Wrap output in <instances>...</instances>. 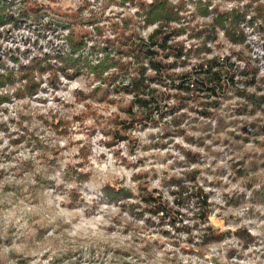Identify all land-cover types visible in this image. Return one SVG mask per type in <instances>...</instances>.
Masks as SVG:
<instances>
[{
  "label": "rangeland",
  "instance_id": "374dc122",
  "mask_svg": "<svg viewBox=\"0 0 264 264\" xmlns=\"http://www.w3.org/2000/svg\"><path fill=\"white\" fill-rule=\"evenodd\" d=\"M182 1L183 3H181L180 6L183 5L184 9L179 11V16L182 22L179 24L177 23L175 25L177 27L182 26V28H186V33L180 35V37L187 36L188 39L183 41L179 40V37L177 42L183 43L182 45H184L187 50H192L194 53L199 49L198 47L201 46L202 39L197 37L193 39L190 37L191 30L187 27L190 25V23L188 22L187 24L186 22L190 20H195V18L194 16L185 17L181 15V13L187 12V7L184 4V0ZM111 2L113 4H117V6L119 7H127L130 4L128 2L123 4V0H111ZM187 2L194 5L199 3L200 1L187 0ZM201 2L205 3V0H201ZM97 3H99V0H97ZM254 3H258V0H256ZM6 4L7 5L5 6V8L0 10V29H3V31H0V39L5 40L6 42H11L13 44H23L25 47L31 45V47L26 48V50L22 52L20 48L5 50L2 46H0V73H8L10 77L9 82L0 86V89L13 88L17 84H19L21 85V87L14 94L15 99H29L34 103L47 104L46 100L36 98L41 92H43L45 95H47L50 90H52L53 92H67L68 88L70 87V84L65 85L61 82L60 76H63L69 81L80 79L82 88L85 91H89L84 92L77 90V92L73 93V95L76 96L78 102L81 99H93L98 103L120 105L121 115H117L114 119L105 121L102 127L99 129L103 132L104 135L111 137V139L108 141H100L99 147L117 149L115 152H113V155L117 157L119 161L123 162L122 164L117 163V168L123 166L126 167L128 170H132L134 167L145 166L148 163L149 158L145 157L140 159L137 164L133 165L130 161L121 156V153L124 151H127L129 156H136L140 152L149 151L153 148L166 149L168 145L163 143L164 140H170L171 138H175L176 136H185L187 143H191L198 147L206 148V151L209 153V155H216L218 159L226 160L227 156L229 155L235 156L237 158L234 161H230L226 167L218 169L217 173H213L212 169L205 170V175L208 174L227 176L229 175V173H231L229 179L232 183H236L237 181L243 179L245 183L242 185V187L251 190L250 197L248 196L247 191L241 193L239 190L233 191L231 193L220 192V194L218 195L216 191L210 192L205 191V189H223L229 187L230 185L223 184L222 179H216L210 182L206 178H204V175H201V172L199 170L184 171L180 176H176L179 178H185L186 174L189 172L196 173L197 185L206 194H208V203L209 208L211 210L208 216L209 224L211 223L210 217L212 214L215 213L217 208H219L223 213L227 212L229 208L238 209L245 204H251L254 206L251 211L246 213L245 218H259L261 220H264V216H261L259 212L255 211L256 206H264V200L261 198V195H259V193L264 188V176L257 175L258 172L264 169V151L253 150L252 152L247 153L243 151L244 146L249 143L255 144L257 147L264 149V142H261L257 139L260 136H264L263 134H260L258 130V127L260 125H264L263 110H258L257 112H255L254 115H250L251 108H248L246 111H244L242 108L249 102L243 98L237 97L234 92H229L224 99L217 100V102L213 103L211 102V99H207L203 94L204 96L200 102L207 104L212 103V108H210L211 106L204 108L201 104L200 106L191 110V108H188L186 106L184 110L177 112L174 117H169L168 119L161 122L159 125L141 126L140 124H135L134 128L125 134L124 139L116 140L111 135L112 133L118 130L115 127V121L126 119L124 111L125 109L130 107L131 101L125 102L122 97V94L123 96L127 95H125L124 92H113L112 86L122 87L125 85L127 80L119 79L116 84H111V86H108V84H105L103 81L118 70L108 69L99 74H97L95 71L82 70L80 74L77 75L74 74V72H72L71 70H69V76L63 74L62 72H57L56 77H53L51 70L46 69L44 72L41 71L39 67L43 65L44 68L42 69H45L46 66L49 69L53 68L54 70H58L59 67L62 66V64L57 63V60L54 59L57 55H59L61 58L65 55H73L74 58L79 57L91 66H100L102 62H104L108 58V56H114L112 48L108 47L106 43V41L116 40V36L113 33L112 29L113 25H121L123 23V20L127 17H132L135 21L141 22L142 17H140L139 11L135 13L134 16H124L123 14H118V17H105L102 13H97L94 9L89 11L91 9V5L90 3H88V0H82V3L75 10L63 12L51 7L45 8L44 6L35 3V0H32V3L30 5L26 2V0H7ZM130 5L134 7L132 4ZM106 10L107 9L105 8L104 11ZM86 11L89 12L87 16L84 15ZM245 11L251 13L253 11L252 4L247 5L240 12L244 13ZM5 14L9 15V18H1V16ZM193 14H195V17L198 15L196 13ZM69 16H78V18L82 19L83 22H79L77 24H70L65 18ZM211 17L213 18V16L211 15L206 20L203 19L204 22H209ZM257 19L264 20V15L254 16L251 21H248L246 19L240 25V29L242 30L243 35L245 36V41L243 42V44H235L233 41L228 39L226 35L223 39H221L220 35L218 34L217 39L215 41H211L208 43V47L211 49L209 52H201L200 54L198 50V53L200 54L199 56L202 59H212L215 57L222 59L228 57L230 59V62L235 64L234 71L237 73L245 71L247 67L254 69V71L257 73L256 87H259V90H255L258 95H261L260 93H264V77H260L259 74L262 70H264V55L256 53L255 48H260L261 50H264V24L257 25ZM105 22H107V27H101V24ZM144 25L145 23L142 21V26ZM248 28H254L255 31L247 33ZM145 30L146 28H139V31L141 33ZM72 31L73 35H75L74 39L76 38L77 40H84V45L82 46V49H79L77 52L74 53L70 42V36L72 35ZM64 32H68V35L65 36ZM25 33H28L29 35H25ZM257 34H259L261 37L260 41L258 42L251 40V37ZM97 44L101 46V48H104L107 45L108 48L106 50L101 51L99 50V47H97ZM46 48L48 49V51H45ZM254 57L257 58L254 59ZM22 59L29 60L30 63L27 65L22 64ZM189 59V62L194 64L197 62L198 57H196L194 54H191ZM53 61H55L56 63H53ZM9 62L11 63V65H18L19 67H11L9 65ZM186 69H191L190 65H187L184 68L179 67L178 69H176V74L182 73L184 72V70L189 71ZM49 73L51 75L49 76V79L45 81L43 77ZM105 73H109V75L105 76ZM38 76L40 77V79H37ZM238 78L239 75L237 76L236 80L242 81ZM97 81L99 82V86L93 88L92 85ZM45 83L48 84V88L43 87ZM32 84H34L35 86V92H33V94H29L27 93V88L31 87ZM240 86L241 88L243 87V85ZM95 91L97 92V94L95 93ZM106 91L110 93H106ZM160 91L162 93L168 92L170 96L175 93L172 90L170 91L169 88H163ZM101 92L106 94L103 95V97L99 96V93ZM109 96H118L122 98L119 101L109 100ZM0 97H7V99H5L2 103L13 102L12 96L5 95ZM171 101H175V99L171 98ZM56 103H63V101L57 98ZM213 104L216 105V108H213ZM170 105H173V103H170ZM69 107H71V105H69ZM28 108H30V105L25 106V111H28ZM207 108L209 115H201L200 113L206 111ZM0 111H3L5 115L8 114V110L6 109H0ZM189 113H191V115H189ZM20 118L21 122L17 126L21 128V132L14 134L18 136L19 139L12 140L11 143L16 147H19V144L21 143H25L28 148L32 149L33 154L36 151H40L41 155L39 157H36L35 159H32L30 157L27 160L16 161L18 167L12 169V172L17 173V179H22L26 174H31V180H35L36 183H32L31 181H29L18 188H6L5 191H16L17 195L21 196V198L28 197V200L26 202L35 203L38 205H46L49 200L54 198L51 192L49 191L50 189H56V193L58 194H64V191H66L63 186L61 188H57L55 180L51 179V177L55 176L56 172L61 171L62 168L66 167V169L71 170L70 172L72 173V176H70V180L77 181L80 190H82L83 192H88L90 194L92 192H95L96 194L100 193L102 184L100 181L94 178L92 173L78 172L79 167L88 166V157H94L100 163L107 162L106 155L96 157V154L92 151L93 145L91 144V139H89V141L86 143L85 149H81V157H77V159H81L82 162L78 165L70 163L65 166L64 161L68 158L61 155V153L66 151L67 149H60L58 146L52 147V141L54 138H49L47 141L37 139L35 135L32 132H29L27 128H24L23 125L25 122H27L29 127H31L32 124L36 123L39 120H42L45 125H50L57 132L58 135H67L68 131L70 132L68 122L64 119L57 120L55 118L51 122H49L43 116L34 117L32 114L24 115L23 113H20ZM175 118L178 119L175 120ZM74 119L76 121H80L82 120V116H75ZM101 119L103 118L101 117ZM61 120L64 121V126L59 127L56 130L53 123L58 124V122ZM10 122L12 124H17L16 120H12ZM165 123H167L168 126ZM184 124L188 125V130L201 132V136H187V130L181 128V125ZM150 127L161 129L160 133L155 134L154 136L150 135L147 138L148 140L153 141V143L151 144L147 143L144 139L133 138L131 136L132 131L143 133L147 131ZM0 131L7 133L9 131L7 124H0ZM36 131H40L39 127L36 128ZM88 131L92 132V134L95 135V132L92 129H88ZM41 135H45V133H41ZM221 137L224 138L221 139ZM207 140L213 141V144L215 146L225 147V152L212 153V146H206ZM125 141L128 142L126 147L121 148L120 144ZM0 143H3V141H0ZM177 148H179V146H177ZM6 152L7 150H5L4 153H0V157H3V160H0V162L11 161L14 156L18 155V153L6 155ZM181 152L183 155H185L186 160L184 162H178L177 165H175L174 167L187 169L190 168L192 164L207 163L206 157L201 156L199 153H193L188 150H181ZM238 153L240 155H237ZM151 159L156 158L153 157ZM213 167H215L214 162ZM73 172H76L77 174L73 175ZM140 174H146L147 176L151 175L153 179L159 178L155 173ZM6 175L8 174L5 172H0V180L4 179ZM66 175L67 174L65 171L64 178L66 177ZM78 175H81L82 178H80ZM85 175L86 180H83V177ZM137 175L133 176V182H135L134 179ZM174 176L175 175H169L168 173H165L164 179H170ZM127 179V177H123V180L121 181L120 177H117L115 176V174H113L111 180L109 181L111 183L106 184L102 188V190L107 186L119 187L121 185H123L126 189H133L131 183H126ZM70 180L67 181L70 182ZM44 181H47L48 184L44 183ZM85 183H88L89 186L85 187ZM201 184H203V186H201ZM25 187L28 189L27 192H24ZM163 188L169 193L168 188L164 186ZM217 199H219L222 203H215ZM126 203H128V201H126ZM100 204H107L110 207H115L120 210L119 214L113 217V222L116 223L118 226L124 227L125 230L121 233L122 235H128L130 232H141V229H137L135 227L136 222H138L139 220L137 218H134L126 210L121 208L119 206L120 203L115 204L112 200H109L105 196L100 197V200L97 202L95 208H93L92 206L85 205L84 201L79 199L76 203L71 204V207H69L68 203H66L64 207L68 208L69 211H75L81 207H87L88 211L85 213V215L91 217L96 215V213L99 211ZM183 211L185 212V210ZM125 212H127L132 217V220L128 221L127 223L124 221ZM35 218L38 219L39 217ZM221 218L223 217H218V219ZM223 219H225L226 224L228 222H240V219L234 216H229ZM31 223L32 222L30 221V224ZM57 224L60 225V228H58L57 230V235H59L60 231H62L64 227H68L67 225H64L62 221H57ZM55 227H57V225H51L47 220H44V222L40 225H33V232L28 233L24 237H22L19 243L27 244L29 248L33 247L34 241H42L44 239V235L47 234V231H51ZM252 227H255V225H252ZM105 230L114 232L117 230V228L113 227L111 229ZM25 231L27 232V230ZM158 231H160V228L158 227H149L147 232L155 233ZM51 240L54 244H59V241H56L54 238H51ZM133 241L136 243L142 242L137 238V236L133 237ZM5 242L10 245L12 240L10 238L6 241L0 240V244H3ZM255 242V239L252 238V241L247 245L244 242H241V246L246 249ZM144 243H146V241ZM27 251L28 249L26 248L24 250V255H20L19 257L14 254L13 259H17L19 264H30V260L32 258H24V256L27 254ZM116 251L118 254H121L123 252V250ZM128 254L131 255V251ZM69 255L71 256L73 254L70 253ZM74 255L79 257V259L76 261V264H82L83 256L81 255V253L77 252L74 253ZM236 256V248H229L227 250V259L229 261H231ZM239 258L243 259L242 256H240ZM0 264H5V262L0 261ZM88 264H93V262H88ZM113 264H116V261H113Z\"/></svg>",
  "mask_w": 264,
  "mask_h": 264
},
{
  "label": "clouds",
  "instance_id": "9594fccd",
  "mask_svg": "<svg viewBox=\"0 0 264 264\" xmlns=\"http://www.w3.org/2000/svg\"><path fill=\"white\" fill-rule=\"evenodd\" d=\"M30 5L32 0H26ZM153 0H147L148 4H151ZM173 5L181 4V0H169ZM45 8L51 7L58 9L60 11H70L75 10L82 3V0H35ZM91 5V11L94 9L97 13H102L105 17H118V14H123L124 16L132 15L139 11L138 7H132L130 4L127 7H119L117 4H113L111 0H88ZM184 4L187 7V12L181 13L183 16H193L196 13V6L184 0ZM207 4V0H205ZM252 4L253 11L247 15L246 19L251 21L254 16H258L257 9L260 5H264V0H258V3H252V0H212L211 9L219 8L221 12H233L242 11L247 5ZM107 9L104 11V9ZM89 12H85L84 15L87 16ZM192 25L203 24L204 20L201 16L197 15L195 20L191 21ZM257 25L264 24V20L257 19ZM101 27H107V22L101 24ZM160 27L159 23H154L147 25L146 30L141 33L143 38L147 39L151 33L156 31ZM3 31V29H0ZM219 35L221 39L224 38L225 33L220 31ZM255 31L254 28H248L247 33ZM25 35H29L25 33ZM64 35H68V32H64ZM187 36H182L179 40H187ZM261 37L259 34L251 37L253 41H260ZM0 46L5 50L20 48L21 51H25L26 48H30L31 45L25 47L23 44H13L11 42H6L0 39ZM45 51H48L46 48ZM255 52L260 55H264V50L260 48H255ZM35 55V54H34ZM257 57H254V59ZM22 64H29V60H21ZM53 63H56L53 61ZM11 67H19L18 65H11ZM190 70V69H186ZM180 71V70H177ZM185 71V70H184ZM51 74H46L43 79L47 81ZM109 73H105L108 76ZM260 77H264V70L259 74ZM37 79H40L38 76ZM60 80L63 84L69 85L67 92L64 91H49L47 95L43 92L39 94L37 99H43L47 101V104L34 103L29 99H15L16 91L21 87L17 84L13 88L0 89V96H12L13 102L11 103H0V109L8 110V114L5 115L3 111H0V124H7L9 131H0V153H4L7 150L6 155H12L13 153H18L14 156L11 161L0 162V172H5L8 175L2 180H0V240L11 239V244L6 242L0 244V261H4L5 264H19L17 259H13L15 254L17 257L24 255V250L27 248V254L24 256L25 259L31 257L30 264H76L79 259L74 253L80 252L83 256L82 264H88V262H93V264H264V220L259 218L250 219L245 218L246 213L253 209V205L245 204L238 209L229 208L227 212H221L219 208L216 209L215 213L211 215V223L208 225H203V228L213 227L214 229H219L222 232H231L234 235L229 239L226 238L220 243H209L205 245L203 243L204 233L195 228L194 221H185V225L193 229L191 235L188 233H177L170 225L165 224L160 231L151 232H130L128 235H122L121 233L125 230L123 226H118L113 222V217L119 214V209L115 207H110L107 204H100L99 211L94 216H86L85 213L88 211L87 207H81L75 211H69L64 205L68 203L71 207V202L76 200H83L84 204L87 206L96 207L97 202L100 200L101 196H105L102 188L111 182H109L115 174V176L120 177L121 181L123 177H127L126 183H131L133 186L134 193L138 194V187L144 183L142 180H137L133 182V176L140 173H155L159 178L153 179L151 175L147 176L146 186L151 192L154 189H159L163 192L164 197L168 201H173L174 197L170 196L168 191H166L162 186V181L164 179V174L180 176L184 171H196L199 170L201 175H204L208 181H213L216 179H222L224 185H230L227 188L217 189V188H206L205 191H216L218 195L220 192L231 193L233 191L239 190L241 193L248 192V196H251V190L242 185L245 183L243 179L232 183L229 179V175H205V170L212 169L213 173H217L218 169L226 167L230 161L237 159L235 156L229 155L227 159H218L216 155H209L206 148L195 146L191 143L186 142L185 136H176L170 140H164L163 143L167 144L166 149L153 148L149 151H144L138 153L136 156H129L127 151L121 153V156L130 161L133 165L142 158H149L148 163L145 166H137L132 170H128L126 167L117 168V163H123L119 161L117 157L113 155L117 149L101 148L99 147L100 141H108L111 139L110 136H106L99 129L102 127L105 121L114 119L120 113V105L108 104V103H98L93 99H81L77 101L76 96L73 93L77 90L85 91L82 88L80 79L69 81L63 76H60ZM26 83V82H25ZM99 86L97 81L92 85L93 88ZM44 88H48V84L43 85ZM153 88L159 87L158 85H152ZM250 91H255L250 89ZM264 95V93H260ZM125 102L131 101L132 96H123ZM122 97L109 96V100L119 101ZM57 98L62 100L63 103H56ZM170 103H175L171 101ZM235 103V102H233ZM30 105L28 111H25V106ZM71 105V107H69ZM136 110V109H134ZM186 111V110H185ZM20 113L24 115L32 114L34 117L43 116L51 122L54 118L64 119L68 122L67 135H58L57 132L50 126L45 125L42 120L37 121L32 124L31 127L24 123L23 127L27 128L29 132H32L35 137L42 141H47L49 138H54L52 141V147L58 146L60 149H67L62 152L61 155L67 157L64 161V165L68 164L78 165L82 161L77 159L81 157V149H85L86 143L91 139V144L93 145L92 151L96 154V157L101 155L107 156V162L100 163L94 157H88V166L79 167V173H92L94 178L101 182L102 188L99 194L92 192H83L79 189L77 181L73 180L71 182L64 178V172L67 171L66 167L62 168L61 171L56 172L55 176L51 179L55 180L56 187L61 188L63 186L66 191L64 194L56 193V189H50L49 191L53 195V199L49 200L46 205L35 204L26 202L28 197H23L17 195L16 191H5L6 188H18L21 185L26 184L31 181L36 183L35 180H31V174H26L24 178L17 179V173L12 172V169L18 167L16 161L27 160L30 157L35 159L41 155L40 151L32 153V149L28 148L25 143L19 144V147L14 146L11 141L19 139L15 133L21 132V128L17 125L20 124L21 118ZM191 115V113H189ZM75 116H82V120L76 121ZM101 117L103 119H101ZM16 120L17 124H12L10 121ZM40 129L39 132L36 128ZM181 128L187 130V136L199 137L201 132L188 130V125H181ZM88 129H92L89 132ZM161 132L160 128H149L143 133L136 131L131 132L133 138H141L146 140L147 143L151 144L153 141L147 138L152 135ZM45 133V135H41ZM24 134V133H21ZM224 137H221L223 139ZM261 142H264V136L257 138ZM85 142V143H80ZM127 141L120 144L121 148H125ZM78 145V146H74ZM179 146V148H177ZM206 146H212V153H224L225 147L215 146L213 141H206ZM23 149V150H21ZM181 150H188L193 153H199L201 156L206 157L207 163L204 164H192L190 168H180L174 167L178 162H184L186 160L185 155L182 154ZM255 151H264L257 147L255 144L249 143L244 146L243 151L245 153ZM237 155H240L239 153ZM155 157L156 159H151ZM3 160V157H0ZM213 162L215 167H213ZM73 172V175H76ZM258 176H264V169L257 173ZM88 183H85V187H88ZM203 186V184H201ZM258 187V185H257ZM28 189L25 187L24 192ZM78 197V199H77ZM130 204H139V199H129ZM215 203H222L219 199ZM140 211V209H138ZM255 211L259 212L261 216H264V206H256ZM186 212V210H185ZM160 215H163L161 213ZM193 215V214H189ZM234 216L240 219L239 223L228 222L225 223L226 217ZM35 217H39L38 219ZM218 217H223L218 219ZM150 217L145 214V219L136 222L135 227L137 229L143 230L145 227V221ZM47 220L51 225H57L51 231H47L44 235V239L34 241V246L30 247L27 244H21L19 241L28 233L33 232V225H40ZM132 220V217L125 212L124 221L127 223ZM30 221L32 222L30 224ZM57 221H62L64 227L57 235V230L60 225ZM158 221V218H157ZM159 222V221H158ZM255 225V227H252ZM117 228L116 231H106L105 229ZM14 229V231H13ZM241 229H246L248 234L255 239V243L246 249L241 246V239L237 238L235 233ZM27 230V232L25 231ZM167 231L171 233L170 236H165L162 233ZM142 241L136 243L133 241V237ZM51 238L59 241L56 245L52 242ZM191 239L193 243L189 244L188 241ZM143 241H147L144 243ZM204 244L203 247H197V245ZM149 244L152 247L149 249ZM229 248L237 249V256L231 261L227 259V250ZM111 249V250H110ZM116 250H123L121 254H118ZM131 251V255L128 253ZM72 253L73 255H69ZM240 256L243 259L239 258Z\"/></svg>",
  "mask_w": 264,
  "mask_h": 264
},
{
  "label": "trees",
  "instance_id": "16d2710c",
  "mask_svg": "<svg viewBox=\"0 0 264 264\" xmlns=\"http://www.w3.org/2000/svg\"><path fill=\"white\" fill-rule=\"evenodd\" d=\"M7 0H0V10L4 9ZM194 4L196 6V14L204 20L211 17L209 22H204L199 25H192L191 20L188 29L191 30V38H201L202 43L199 46V53L209 52L211 49L208 43L215 41L220 31H224L226 37L235 44H243L245 36L243 35L240 25L246 20L248 11L240 12H221L219 8L210 10L212 0H207V4L201 2ZM256 0H252L254 3ZM139 8L141 22L135 21L132 17H127L121 25L114 24L112 29L116 36L115 41H106L108 47L112 48L114 56L102 62L100 66H91L81 58H74L72 55H65L62 58L57 55L54 59L62 66L58 70L49 69L43 65L39 68L41 71L51 70L53 77H56L57 72L69 76V70L74 74H80L82 70L95 71L97 74L108 69H116L108 78L104 79V83L111 86L116 84L120 79H125L127 82L124 86H112L113 92H124L127 96H132L131 105L125 109V120L115 121L118 129L111 135L116 140L124 139L125 134L132 130L135 124L141 126H156L169 117H174L177 112L186 108H196L202 104L204 108H212V103L217 100L224 99L229 92H234L239 98H243L249 103L242 108L246 111L251 108L250 115H254L258 110L264 112V95H258L257 73L254 69L247 67L243 72H235V64L230 62L228 57L219 59H202L198 50L193 53L192 50H187L183 43L177 42L180 35L185 34L186 28L177 27L175 24L181 23L179 11L184 9V6L173 5L169 0H153L151 4L147 0H123ZM181 3L183 1L181 0ZM259 15H264V6L260 5L257 9ZM195 18V14H193ZM9 18V15H3L1 18ZM186 17V16H185ZM71 24L83 22L82 19L76 17H65ZM72 18V19H71ZM70 19V20H69ZM142 21L145 23L142 26ZM159 23L160 27L151 33L147 39L143 38L139 28H146L147 25ZM75 35L70 36L73 53L82 49L84 40L74 39ZM82 38V37H77ZM84 38V37H83ZM99 47V50H106ZM191 54L198 57L196 63H190ZM205 58V57H204ZM124 60V61H123ZM186 63V65H185ZM190 65L189 71L176 74V69L184 68ZM238 79L242 81L236 80ZM32 79V78H31ZM8 73H0V86L9 82ZM243 83V84H240ZM152 85L159 87L153 88ZM240 85H243L241 88ZM169 88L175 93L171 96L168 92L162 93L160 90ZM29 94L35 92L34 84L28 87ZM250 89H256L250 91ZM97 94V92L95 91ZM106 93H110L106 91ZM106 93H99V96ZM23 94V93H22ZM202 94V95H201ZM211 99L212 103L200 102L203 96ZM171 98L175 99L176 103L170 105ZM7 97H0L2 103ZM185 104V105H184ZM195 106H194V105ZM214 105V104H213ZM216 108V105L213 106ZM136 109V110H134ZM208 108L201 112V115L208 116ZM178 118H175L177 120ZM174 120V122H175ZM167 122V121H166ZM167 126L168 124L165 123ZM55 129L64 126V121H59L58 124L53 123ZM181 130V129H180ZM260 134L264 135V125L258 127ZM71 170L66 171V179L70 180L72 176ZM82 175V174H81ZM81 175H78L80 178ZM86 180V175L83 177ZM142 180L138 187V194L134 193L133 189H126L123 185L119 187L107 186L102 191L109 200L115 204L120 203V207L126 210L131 216L138 220L145 219V214L150 218L145 221L143 232H147L149 227L162 228L165 224L170 225L177 233H188L191 235L192 228L185 225V221H194L195 228L201 230L203 235V243H220L226 238L232 237L231 232H221L213 227L203 228V225H208V216L211 212L208 203V194H206L196 183V173L189 172L186 177H171L163 180V186L168 188L169 195L174 197L173 201L165 199L163 192L154 189L151 192L146 186L147 175L139 174L134 181ZM73 180H70V182ZM44 183L48 184L47 181ZM174 188V189H173ZM264 200V188L259 193ZM129 199H139V204L126 203ZM71 202V204L76 203ZM140 209V211H138ZM183 210H186L184 212ZM163 213V215H160ZM193 214V215H189ZM158 218V221H157ZM165 236H170L171 233L164 231ZM236 237L241 239L246 245L252 241V237L246 229H241L235 233ZM145 242V241H143ZM147 243V241H146ZM189 244L193 243L191 239ZM197 245L203 247L204 244ZM152 247L149 244V249ZM132 254V253H131Z\"/></svg>",
  "mask_w": 264,
  "mask_h": 264
}]
</instances>
